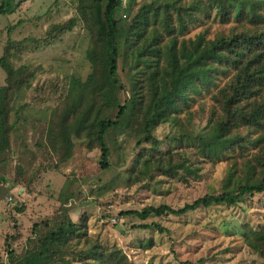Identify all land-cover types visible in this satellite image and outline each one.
<instances>
[{"label":"trees","instance_id":"obj_1","mask_svg":"<svg viewBox=\"0 0 264 264\" xmlns=\"http://www.w3.org/2000/svg\"><path fill=\"white\" fill-rule=\"evenodd\" d=\"M71 2L77 15L52 25L47 36L55 41L59 34L72 32L82 22L89 33L86 58L95 72L103 70L105 74L86 81L71 76L64 98L47 112V144L59 158L58 163L71 159L74 140L78 139L86 142L89 151L100 149L101 168L108 170L111 151L106 134L115 128L128 130L130 123L139 122L144 123V135L137 145L148 147L141 148L134 159V181L142 174L150 180L156 176L176 179L188 160L181 151L184 147L195 149L197 158L210 164L237 155L245 159L250 154L246 162L250 172L235 192L208 194L177 210L161 205L124 212L123 216L143 220L151 216L181 217L202 208L233 207L247 197L264 194V0H148L136 12L137 0H130L125 20L118 17L124 0ZM9 3L2 2L0 14L11 12ZM212 14L222 24H233L227 34L210 39L207 29L194 38H185L192 25L203 26ZM22 43L9 41L0 59L6 73V85L0 87V165L19 124L18 119L12 121L15 101L36 77L29 66L15 68L10 62L12 49L17 47L23 53ZM121 56L130 71L131 100L126 105L116 98L117 92L125 89L119 78ZM205 94L210 104L205 103L207 97L198 100ZM193 104L201 105L199 113L191 112ZM206 107H210L208 118L196 125V115ZM116 109L115 119L109 118ZM167 124L177 133L166 137V144L155 132ZM198 126L202 130L192 136ZM23 208L18 210L23 212ZM56 215L35 224L20 254L6 236L9 261L0 260V264H134L118 246H104L90 236L86 215L75 222L67 207ZM138 227L169 232L156 223ZM39 229L44 232L38 234ZM239 229L245 244L264 259V216L263 224H246ZM152 245L149 241L144 248Z\"/></svg>","mask_w":264,"mask_h":264},{"label":"rangeland","instance_id":"obj_2","mask_svg":"<svg viewBox=\"0 0 264 264\" xmlns=\"http://www.w3.org/2000/svg\"><path fill=\"white\" fill-rule=\"evenodd\" d=\"M3 1L0 0V5ZM129 1L124 0L125 6L118 12L122 20L128 16ZM147 1L137 0L133 12ZM9 8L11 12L0 14V59L9 41L23 42V53H19L17 47L12 49L10 62L15 68L29 66L36 71V77L31 87L24 89L15 101L12 121L18 119L19 124L12 132L11 149L0 165V260L9 261L6 236L10 237L13 250L20 254L31 238L35 224L55 218L58 210L67 207L75 222L83 215L88 217L93 239L104 246H118L134 264L186 261L194 264H264V259L253 252L239 234V228L246 224L253 227L263 224L264 194L247 197L233 207L202 208L181 217L151 216L143 220L138 216L122 215L161 205L177 210L208 194L235 192L249 176L246 162L251 159L250 154L245 159L237 155L210 164L198 159L195 149L184 147L181 151L188 160L176 179L156 176L150 180L147 174H142L139 181H134V159L140 149L148 145L138 147L137 143L144 135V123L132 122L128 130L115 128L106 134L111 151L108 170L101 168L100 149L89 151L86 142L78 139L74 140L71 159L58 163L59 158L47 144V112L64 98L71 76L86 81L92 76L103 77L105 73L103 70L95 72L86 58L89 33L82 22L72 32L59 34L55 41L47 36L52 25L77 15L71 0H10ZM232 25L222 24L212 14L203 26L192 25L185 38H194L208 29L207 37L215 39L220 34H227ZM129 75V67L121 56L119 78L125 89L118 91L116 98L123 105L131 100ZM5 85L6 73L0 65V87ZM113 92L115 94L116 90ZM206 97L207 94L198 100ZM208 97L206 104L211 103ZM209 108L196 115V125L205 122ZM200 110L201 105H192L191 112L199 113ZM15 112H19L18 117L14 116ZM117 112L114 110L109 118L115 119ZM184 117L181 115L182 120ZM199 126L192 131V136L202 130ZM176 133L177 130L167 124L158 128L155 135L165 141L166 137ZM165 142L167 144L169 140ZM186 143H189L188 139ZM10 198H13L12 204H9ZM22 207L23 212H20L18 208ZM152 223L169 232L161 234L155 229L138 227ZM149 241L153 245L146 250L144 246Z\"/></svg>","mask_w":264,"mask_h":264},{"label":"built area","instance_id":"obj_3","mask_svg":"<svg viewBox=\"0 0 264 264\" xmlns=\"http://www.w3.org/2000/svg\"><path fill=\"white\" fill-rule=\"evenodd\" d=\"M12 202H13V198H10L9 199V204H12Z\"/></svg>","mask_w":264,"mask_h":264}]
</instances>
